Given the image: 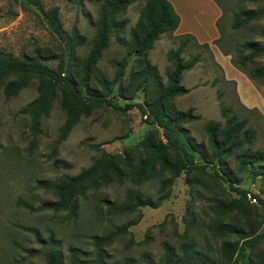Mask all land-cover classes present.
<instances>
[{
  "label": "rangeland",
  "instance_id": "rangeland-1",
  "mask_svg": "<svg viewBox=\"0 0 264 264\" xmlns=\"http://www.w3.org/2000/svg\"><path fill=\"white\" fill-rule=\"evenodd\" d=\"M174 1L180 12L176 11L180 18L176 35L161 34L146 57L136 55L128 47L131 28L144 0H136L112 18L108 44L95 68L101 77L113 82L109 98L123 109L97 105L90 115L80 118L66 137L61 136L65 112L59 95L48 115L34 126L31 114L24 109L37 97L38 82L33 80L15 96H6L4 83L12 78H0V264H48L50 253L59 256L61 264H73L71 249L77 250L84 260H94L97 255L93 237L106 235L130 220L137 222L105 247V263L123 264L130 260L132 264H149L143 260L147 256L162 264L164 243L171 245L177 256L183 257L185 252L196 256L199 262L192 264H204L200 259L219 263L221 242L233 241L235 237L214 231V222L228 223L239 218L242 226H251L256 234L264 231V206L252 197L256 194L264 199V178L254 175L249 165L239 163L238 171V158L234 156L227 164L239 178L234 186L247 191L245 214L213 212L214 203L227 202L237 195L227 182L212 177L209 168L194 170L188 176L181 172L157 207L140 205L132 213H108L104 200L124 202L131 189L156 200L159 180L165 176L159 166L154 175L139 184L127 179L89 189L77 197L76 217L42 206L56 200L51 184L88 167L102 149L111 153L128 149L136 163L144 157L141 142L155 127L145 122L136 106L126 104L151 101L155 88L141 84L132 94L119 87L125 88L130 72L142 69L146 61L157 68L160 83L166 85L172 69L167 52L179 46L183 39L178 36H192L194 41L187 40L181 57L185 61L196 60L182 73L180 85L186 93L170 103L177 111L191 108L199 116L182 123L190 137L195 143L207 145L206 122L224 125L234 113L240 119L247 118L246 127L255 131L252 150L264 152V75L250 79L231 61L232 57L240 60L247 55L237 52V45L244 41L264 45V14L238 28L232 26L236 12L264 10V0H224L223 12L214 0ZM100 5L101 0H0V51L14 57L38 55L53 69L62 61L65 74L76 71L96 38ZM54 8L62 35L47 20ZM218 19L223 33L219 46L210 40L213 35L220 36ZM77 36L84 38L82 44L74 43ZM67 40L72 43L66 44ZM204 43L208 47L201 46ZM122 58H126V65L122 75L116 77L117 63ZM259 66H264V54L253 63H245L248 69ZM259 164L263 166L264 159ZM263 262L264 239H260L253 248L246 249V258L240 264Z\"/></svg>",
  "mask_w": 264,
  "mask_h": 264
},
{
  "label": "trees",
  "instance_id": "trees-1",
  "mask_svg": "<svg viewBox=\"0 0 264 264\" xmlns=\"http://www.w3.org/2000/svg\"><path fill=\"white\" fill-rule=\"evenodd\" d=\"M136 0H101L100 15L97 24V35L88 55L82 59L81 66L76 71L63 72L64 63L60 61L56 69L43 63L40 56L14 57L10 53L0 51V78L11 77L4 83L3 91L6 96H15L20 90L29 86L36 80L37 97L31 101L24 109L32 116L33 125L37 126L42 118L48 115L50 106L57 95L60 96V107L65 112V120L61 128V136L66 135L78 123L82 116H88L91 110L97 105H107L113 109H123L116 101L109 98L113 82L109 83L105 78L96 72V63L101 56L102 50L107 46L109 40V24L112 18L119 13L126 11V8ZM222 12V2L224 0H214ZM264 14V10H244L234 14L233 28L247 23L249 20L257 19ZM49 25L60 35L63 32L59 25L56 8L48 13ZM179 15L175 11L169 0H144L138 18L130 31L129 49L136 55L146 57L147 52L152 48L153 43L163 33H172L179 25ZM217 20V28L220 36L213 40L219 46L222 39V28ZM219 26V27H218ZM183 39L176 49H170L167 57L172 61V69L167 76L166 85L159 81L157 68L154 65H146L139 70L132 71L127 77V84L124 88L120 85V91H134L141 85L154 87L155 97L142 103H129L126 107L136 106L145 122L153 125L155 130L145 138L141 145L145 152L143 158L137 163L134 162L129 150L123 153H111L104 149L94 158L92 163L77 174L65 175L58 182L50 185L56 200L44 203V209L54 212L67 211L72 217L77 214V197L84 195L89 189H98L102 185L113 181L123 183L125 180L139 184L141 181L154 175L156 166L159 172L164 174L159 180L156 200L138 190H129L128 200L116 203L104 200L108 205V213L122 214L132 213L139 210L140 205H151L157 207L159 203L168 196V189L173 184L176 177L184 172L187 176L194 170L212 169L210 175L214 178L227 182L229 187L235 191L236 197H231L227 202L214 203L211 208L217 215H224L231 211L245 214L244 200L247 191L234 186L238 184L237 174L228 166L227 162L231 156L238 158V171L240 165L251 166L250 171L254 175L264 178V165L259 161L264 159V152L252 150L251 145L255 131L251 127H246L247 118L240 119L232 113L222 125L217 121H208L205 124L207 133V145L203 142L195 143L190 137L187 128L182 123L192 121L199 116L192 113L189 108L185 111H177L171 105L174 97L186 93V89L180 85L182 73L190 69L196 57L190 61H185L181 57L187 40L193 39L191 35L178 36ZM71 40V39H70ZM66 41V44L72 41ZM84 38L77 36L75 44H82ZM194 41V39H193ZM208 47L207 43L201 44ZM247 52L246 56L231 58L232 63L242 70L250 79L264 75V66L255 68L245 67V63H253L254 59L264 54V45L253 41H244L237 45V52ZM228 53V52H225ZM126 65V58H122L117 63L116 77L123 73ZM101 87L102 90H99ZM58 93V94H57ZM226 112H230L227 109ZM243 147V149H242ZM220 167V168H218ZM223 170L220 172V170ZM189 181H191L189 179ZM264 206V199L256 194H252ZM136 220H130L122 227L102 236H94L93 241L96 247V258L94 260H84L80 258L77 250L71 249L73 264H107L104 261L106 255L105 247L119 234L127 231L128 226L135 224ZM239 223V218L228 223H213V230L225 236H234L233 241L224 240L220 244L219 263L208 259H200L204 264H240L246 258V249L253 248L256 242L264 239V231L257 233ZM166 250L162 264H192L199 262L198 258L190 253L183 257L177 256L174 249L168 243L163 244ZM48 264H61L59 256L55 253L49 254ZM149 264H157L147 256L143 257ZM123 264H132L130 260H125ZM261 264H264L261 263Z\"/></svg>",
  "mask_w": 264,
  "mask_h": 264
},
{
  "label": "crops",
  "instance_id": "crops-1",
  "mask_svg": "<svg viewBox=\"0 0 264 264\" xmlns=\"http://www.w3.org/2000/svg\"><path fill=\"white\" fill-rule=\"evenodd\" d=\"M169 1L173 3V5H174V7H175V11H178V8H177V5H176L175 1H174V0H169ZM172 3H171V4H172ZM178 12H179V11H178ZM179 13H180V12H179ZM179 24H180V23H179ZM176 32H177V30H176ZM176 32H174L175 35H176ZM216 38H218V34L213 35V36L211 37L210 40H212V39H216Z\"/></svg>",
  "mask_w": 264,
  "mask_h": 264
}]
</instances>
